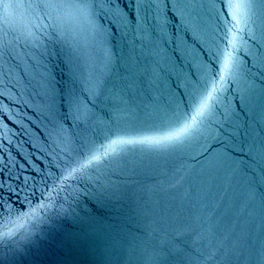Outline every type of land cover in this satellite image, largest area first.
<instances>
[{
  "label": "water",
  "instance_id": "95a60500",
  "mask_svg": "<svg viewBox=\"0 0 264 264\" xmlns=\"http://www.w3.org/2000/svg\"><path fill=\"white\" fill-rule=\"evenodd\" d=\"M25 3L35 60L46 67L40 71L57 94L55 103L50 96L42 101L47 132L49 106L65 115L59 96L78 88L83 78L100 77L111 57L108 91L96 101L95 115L87 120L84 110L74 107L84 126L70 124L49 136L54 164L63 157L70 128L96 141L103 149L97 154L106 157L103 167L80 183L57 182L74 264H261L264 95L248 91L245 73L251 64L264 69V0H208L193 6L196 24L187 13L180 20L168 13L169 26L162 33L157 27L159 51L147 64L141 58L139 67L129 61L131 48L122 34L101 13L65 26L58 22L57 0ZM125 11L131 15V9ZM225 49L233 55L234 75L223 79L212 73ZM198 79L207 83L216 110L207 118L205 136L179 155L154 143L159 136L147 131L104 139L110 128H139L148 113L179 104ZM121 90L125 99L131 92L132 104H120ZM221 114L232 116L247 134L243 148L240 137L227 146L216 142ZM249 149L252 159L244 155Z\"/></svg>",
  "mask_w": 264,
  "mask_h": 264
},
{
  "label": "snow or ice",
  "instance_id": "6c2138e0",
  "mask_svg": "<svg viewBox=\"0 0 264 264\" xmlns=\"http://www.w3.org/2000/svg\"><path fill=\"white\" fill-rule=\"evenodd\" d=\"M207 2L208 0H124L123 3L122 0H57L60 5L57 11L62 13V15L58 16V22L63 23L65 26L86 23L91 17L101 13V19L108 17L109 25L122 34L126 45L131 48L132 55L129 56V61H134L136 66L139 67L141 58L147 64L148 61L154 59V53L159 51L156 43L157 27L162 33L169 26L168 13H171L178 20L187 13L192 18L191 23L196 24L199 14L193 6ZM218 2L223 3V0H218ZM125 7L131 9V15L125 11ZM125 18L127 23H124ZM181 28L188 30L187 25L182 20ZM164 43L166 44L167 41L165 40ZM3 51L4 48L0 47V52ZM112 55H115V53L113 52ZM222 55V64L217 62L212 74L217 76L222 73L223 76L220 78L226 79L234 75L233 55L226 49ZM8 56L13 63L8 64L7 67H5L6 61L0 56V89L5 87L13 89L19 96L27 95L30 100L39 99L44 101L46 97L50 96L53 103H55L57 97L55 86L51 79L40 71L41 68L44 69V72L47 71L44 64L30 59V62L25 66L16 61L10 52ZM39 56L43 59V53H39ZM219 60L220 57H217V61ZM110 66L111 57L108 58L100 77L83 78L80 80L78 88L70 90L66 95L59 96L60 104L58 107L66 110L65 115H59L58 112L49 106L48 110L51 113V117H46V119H49L52 128L45 134L46 140L53 131L57 129L62 131L70 124L73 127L84 126V120L77 119L74 115L72 111L74 107L83 109L87 120H90L95 115L97 109L96 101L108 91L111 80ZM252 69H256L255 75L252 74ZM150 75L153 80L158 79L154 72L150 73ZM245 75L249 79L248 91H259L264 95V69L251 64ZM138 79L143 81L145 79L144 74H140ZM17 85H19V88ZM115 91L116 89L113 85V92L115 93ZM234 95L238 94L234 93ZM119 96L120 104L130 105L133 103L130 91L127 99H125L123 90L119 92ZM184 97L179 104L166 105L155 113H148L147 118L139 128H110L109 136L104 137V139H109L111 136H126L137 131H147L159 136L158 140L153 141L154 143L162 146L170 154L179 155L187 144L205 136L208 126L207 118L216 110L212 92L208 91L207 83H202L199 79L192 84L187 93H184ZM104 115L111 119V113L105 112ZM221 116V121L215 124L216 142L227 146L229 141L235 142L237 137H240L243 148L247 134L233 121L232 116H235V113L227 118H224L223 114ZM69 132L71 139L66 145V150H62L63 157L59 158L56 164L51 166V169L54 170H45L43 172L44 182L51 181L56 183L63 181L65 185L80 183L90 172L103 167L106 162V157L97 154L102 152L103 149L102 147L100 149L96 148V141L76 135L71 128ZM261 133L264 134V129L261 130ZM127 143H133V141L129 140ZM100 144H103V140L100 141ZM260 147L264 151V140L260 141ZM244 155L252 159L251 149ZM214 167L210 165L208 168V175L213 179L215 178L212 176ZM9 179H13V177L10 176ZM14 179L17 182L22 179L24 187L35 183V178L32 176L21 178L17 175ZM20 190L22 191L23 189ZM11 191L15 193L17 190L12 188ZM2 199L0 197V208L4 206ZM26 246V244L21 246L13 245V251L22 253ZM3 248V241L0 240V255H2ZM261 264H264V260L261 261Z\"/></svg>",
  "mask_w": 264,
  "mask_h": 264
}]
</instances>
